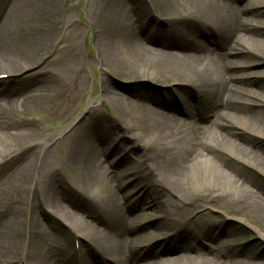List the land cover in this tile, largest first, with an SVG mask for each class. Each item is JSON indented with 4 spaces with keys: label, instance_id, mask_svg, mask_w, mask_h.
I'll return each mask as SVG.
<instances>
[{
    "label": "bare ground",
    "instance_id": "obj_1",
    "mask_svg": "<svg viewBox=\"0 0 264 264\" xmlns=\"http://www.w3.org/2000/svg\"><path fill=\"white\" fill-rule=\"evenodd\" d=\"M180 1L87 3L95 49L90 65L102 72L99 102L107 103L110 113L90 108L75 125L46 136L45 119L25 115L51 103L52 115L65 117L71 103L54 102L67 97L64 53L76 52L80 27L72 24L69 51L63 47L33 59L32 50L47 42L49 23L55 25L47 17L56 0H0V69L7 70L0 72L5 74L0 77V171L11 187L24 192L18 205L0 207V264H135L144 256L150 264H264V256L234 248L232 237L247 224L264 239L242 218L264 228V184L241 169L264 176V89H247L233 73L235 59L254 51L253 65L264 74V54L254 47L264 48V32L258 33L248 17L264 0ZM27 24L32 30L46 27V33L28 41L33 35L24 32ZM19 30L26 36L21 41ZM113 76H127L132 84H111ZM144 82L175 92L164 98L134 88ZM200 120L203 129L195 127ZM58 150L64 152L59 166ZM133 161L144 167L143 178L136 172L131 180L122 170ZM111 165L116 170L109 172ZM68 166L76 187L64 178L71 180ZM97 177L106 182L104 192L89 195L86 190L99 184ZM139 195L144 200L139 211L157 214L152 223L139 224L140 214L127 207ZM79 205L96 209V216ZM210 211L222 215L211 218ZM52 220L64 226L65 238ZM169 226L173 232L188 231L160 240ZM173 238L178 244L159 251ZM206 240L214 242L210 248L216 254L203 247ZM153 243L159 247L150 254Z\"/></svg>",
    "mask_w": 264,
    "mask_h": 264
},
{
    "label": "rangeland",
    "instance_id": "obj_2",
    "mask_svg": "<svg viewBox=\"0 0 264 264\" xmlns=\"http://www.w3.org/2000/svg\"><path fill=\"white\" fill-rule=\"evenodd\" d=\"M90 0H56L55 2V10H52L49 14V16L47 17V19H49L48 21L51 22H55V25L53 23H49V28L51 29V32H49L48 35V39L47 42L44 44L43 48L42 47H35L32 51V57L33 59H37L40 58L41 56H44L43 58H47L50 55H52L54 53V51H59L60 48L65 47L66 49L63 51H69L68 48L69 46L72 44V41L68 40V36L71 32L72 29V24H75L76 26L80 27V31H81V35L80 37L74 41V45L76 46V52H72L71 54H66L64 53V55L66 56V72H65V76H66V82L64 85V90L65 93L67 94V97H62L61 99L56 100L54 103L58 105V103H71L67 105V113L65 115V117L63 118H56L52 115V110H49L50 107H52V104H48L46 106H40L42 109L38 107L35 108H31L28 113L25 115L26 119H32V118H38V117H43L45 119V122H43V131L45 133L46 136H49L55 132H61L63 130H65L67 127H69L72 124H76L78 122V120L84 115L86 114V112L90 109V108H94L97 109L98 111H100L101 113L108 115L110 112L108 110V104L107 103H100V99H101V89H100V76L102 72H99V70L90 65L91 59H92V55L95 52L93 43H94V38H93V31H91L90 26L88 25V23L86 22V13H85V6L87 5V3ZM96 2V4H106L107 0H94ZM140 2H144V0H139ZM176 2H178V4H181L180 0H175ZM247 1L250 0H244L243 4ZM146 2V1H145ZM67 6L72 7L70 10L67 9ZM256 12L251 15L249 14L248 17L251 18L252 20H254V22H256V29L258 33H263L264 32V24H262V22H264V6H259L256 8ZM68 14H72L73 18L71 19V21L69 22L66 19V16H68ZM145 21V20H144ZM48 24V22H47ZM28 25V24H27ZM26 25V26H27ZM30 26V25H28ZM30 29H27L24 31L26 33H30V35H33L32 38H29L28 41L35 39L37 40L38 37H41L43 33H46L45 28H33L34 30H32V27H29ZM23 31L18 32V37L21 41V37L25 38L26 36L23 35L22 33H24ZM27 41V42H28ZM34 46V44H33ZM36 46V45H35ZM258 52H262L264 54V48L260 49L259 47H257L256 45L254 46ZM220 54L223 55V58H226V54L225 52H221L219 51ZM251 52V53H250ZM247 54H245L244 56L235 59L236 60V65H238V67H236L235 71H233V73L235 74V77L237 78V80L241 81V82H245V86L247 89H250L251 91H258L259 88L264 89V74L261 71L262 67L259 65H253V62H255L257 60L256 58V54L254 51H250ZM63 55V53H62ZM68 59V61H67ZM234 60V61H235ZM50 62V61H49ZM242 62L244 63H249L246 69H242ZM58 68L59 65L57 64ZM72 69V70H70ZM70 70V71H69ZM7 71L5 69H0V72H4ZM17 71V70H16ZM111 75H113V70H109ZM18 72V71H17ZM14 73V72H13ZM12 73V74H13ZM16 73V72H15ZM22 73V72H21ZM19 74V73H16ZM15 74V75H16ZM14 75V74H13ZM115 76V75H114ZM111 78L110 82L111 84H115V85H119V86H127L130 87L129 84H132L130 80H128L127 76H116L115 78ZM1 78H5V74H0ZM119 78V79H118ZM134 88H141L142 91H146V92H151L157 95L168 97L167 95L174 93L175 91H173L172 93L170 92L171 89L168 86H161V85H157L153 83H140L138 85H135ZM149 90V91H148ZM23 98V97H22ZM69 98L70 102H67L66 99ZM105 101V100H104ZM206 115V114H205ZM17 118H20V115L16 116ZM195 127L199 128V129H203L204 128V123H202L201 121L195 123ZM68 132V131H66ZM65 132V133H66ZM89 132V131H86ZM247 137V136H244ZM120 140V137H118L116 139V141H114V143H117ZM254 141H256V139L253 138ZM113 144V143H112ZM115 145V144H114ZM62 149V148H61ZM136 152L140 153L141 149L136 148ZM64 152L63 150H58V151H54V157L55 160L57 161V165L59 163V161L61 160L62 156H63ZM116 158L118 159L119 157L116 156ZM112 160L110 162L113 161L114 158H111ZM115 159V161L117 160ZM103 161V160H102ZM233 161V160H231ZM234 164V162H233ZM235 167L236 166H240V164L235 163L234 164ZM59 166V165H58ZM74 169V168H73ZM241 169H245L246 171H248V174L252 177L257 179L258 181H260L261 183L264 184V176L260 173V171L256 170V169H246V166H242ZM109 172L110 171H115L116 168L114 165H111L110 169H107ZM123 171H125L127 173V175L130 173L132 174L131 176H129V179L133 180L134 178V174L137 172L138 174H135L137 176H140L141 178H143L144 176V167L138 165L135 161H133V163L124 165V167L122 168ZM2 171H0V207H6L4 206V204L6 202H8L10 204V206L7 207H14L13 205L15 204V202H17L15 205L19 204V200H20V196L23 197L24 192L21 190H16L14 187H11V185L9 184V182L7 183L6 177L4 173H1ZM67 175H71V180L68 179V176H66V174H64V178L67 180V182H69V185L71 187H76V185L71 184L70 182L73 181L74 179H72V169L70 168V166L67 167ZM124 172V173H125ZM82 174L80 172L77 173V181H79L80 183L83 182L81 179ZM135 176V177H137ZM74 178V177H73ZM75 181V180H74ZM96 181L99 183L98 185L94 186L93 188H89L86 190V192L90 193L89 195H97L99 192L103 193L104 189H105V185L106 182L103 179V177H97ZM148 184L146 183V181H142V185ZM68 185V184H67ZM78 185V184H77ZM142 185H140V188L142 187ZM19 189V188H18ZM85 192V193H86ZM128 193L130 194H135V191L130 190L128 191ZM142 195L136 196L135 198H133L132 200H130L129 203L127 204V207H132V211L137 212L140 214L139 217V224H148V223H152L156 217L157 214H155L154 212L151 211H139V206L141 205L142 202H139L140 200H142L144 202V200L141 197ZM121 205H124L123 201L120 200ZM22 207V206H21ZM78 207H87L86 205H79ZM136 207V208H135ZM87 208H90L89 214L92 216H96V209L92 208L91 206H88ZM100 212V210H98ZM41 213H43L41 211ZM136 213V214H137ZM209 216L211 218H218L220 215H222L221 211H213V212H208ZM26 214H24V218L26 220ZM194 216V214L192 216H187V215H183V217H181L180 219L182 220H186L188 218H192ZM243 219H245L248 223L251 224V226L255 227L258 231H260L261 233L264 234V228L263 225L260 222H257L256 220H254L253 218H248V216H242ZM53 224H51L52 226H56V228L59 229V231L62 234H66L65 230H64V226L60 223V221H56V220H52ZM187 229L186 227L179 228V230L177 231H185ZM161 230V229H160ZM168 231L166 232H160L158 238H160V240H164L166 238H171V236H173L171 227L169 226L167 228ZM188 231V230H186ZM237 233L233 234V240H234V248L236 249H244L246 250L248 253H250L251 256L258 258L261 256H264V239H262L259 234L257 233L256 230L250 228L247 226V224L242 227H237ZM165 233H167L168 236L165 237ZM19 235L23 236L24 232L23 231H19L18 233ZM178 239L173 238V240L168 241L167 245H163L162 247H159V244L157 246H155L156 242L153 243V249L150 251V254L159 247V251L162 248L166 247H171L173 248L176 244H178L177 242ZM213 241H203V247L207 250H209L210 253L212 254H216L217 251L215 249H211V247H215L213 245ZM70 244L72 245V242H70ZM205 244V245H204ZM139 248L141 247L140 244H138ZM166 246V247H165ZM72 247V246H71ZM38 252L41 254L43 253V249H39ZM143 253V252H142ZM141 253V254H142ZM169 256H171L172 254H167ZM163 255H157V259L158 261H161V258ZM9 259L12 258V255H8L7 256ZM145 257V256H144ZM142 257L141 259L137 260L135 264H146V263H141L142 260H146V258ZM154 259V260H157ZM150 264V263H148Z\"/></svg>",
    "mask_w": 264,
    "mask_h": 264
}]
</instances>
